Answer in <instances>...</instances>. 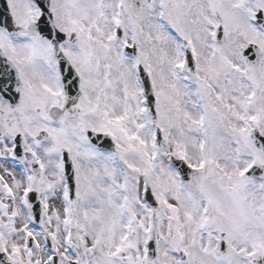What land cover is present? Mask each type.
Here are the masks:
<instances>
[{
  "label": "snow or ice",
  "instance_id": "1",
  "mask_svg": "<svg viewBox=\"0 0 264 264\" xmlns=\"http://www.w3.org/2000/svg\"><path fill=\"white\" fill-rule=\"evenodd\" d=\"M0 264H264V0H0Z\"/></svg>",
  "mask_w": 264,
  "mask_h": 264
}]
</instances>
